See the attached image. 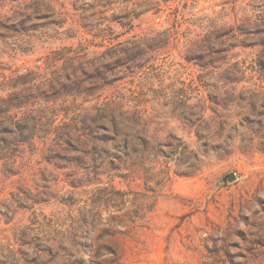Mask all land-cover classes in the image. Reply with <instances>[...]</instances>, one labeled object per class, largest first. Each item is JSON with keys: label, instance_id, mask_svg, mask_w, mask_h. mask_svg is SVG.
<instances>
[{"label": "rangeland", "instance_id": "obj_1", "mask_svg": "<svg viewBox=\"0 0 264 264\" xmlns=\"http://www.w3.org/2000/svg\"><path fill=\"white\" fill-rule=\"evenodd\" d=\"M121 22L133 30L110 42L86 31ZM154 31L172 36L130 44ZM79 43L99 60L146 51L110 59L99 85L83 76L90 95L60 92L72 135L0 159V264H264V0H0V96ZM114 97L125 148L110 122H79Z\"/></svg>", "mask_w": 264, "mask_h": 264}, {"label": "trees", "instance_id": "obj_2", "mask_svg": "<svg viewBox=\"0 0 264 264\" xmlns=\"http://www.w3.org/2000/svg\"><path fill=\"white\" fill-rule=\"evenodd\" d=\"M120 24L122 27H127V29L119 33H115L110 26L102 27V23L94 27L91 26L86 31L93 38H100V40H108L110 42L120 35L130 33L133 30L131 23L124 24L121 22ZM161 35L166 38L162 40L156 39ZM170 35V31H154L152 34L144 33L140 35L138 41H131L130 44L141 45L151 42L159 44L168 40L167 38L172 36ZM131 36L136 37L137 34H132ZM90 43L92 42L90 41ZM192 44L191 46H197L195 42H192ZM96 45L102 46L103 44ZM145 51L140 46L123 47L121 45L120 48L109 47L102 51L105 57L99 60V55H95L96 51H93L95 52L94 57L89 58L87 56L89 50L83 43H79L77 47L71 45L54 49L45 56V69L48 70L50 75L46 82H36L35 77L38 72L33 70L14 73L10 78L12 82L11 91L6 96H0V159H10L13 153L8 151L15 145H34L36 140L47 139L52 133L72 135L77 129L70 122L71 119H69L70 121L59 123L56 121L59 114L66 117L70 110L69 106L55 105L60 92L72 94L82 89L79 91L90 95V91L93 88H85L83 76L99 85L100 81L106 78L108 71L118 63L110 59H116L119 57L118 54H122V60L126 62L134 57H139ZM59 61L63 62L60 67L57 65ZM40 67V65L37 66V69H40ZM45 87H47L46 90ZM97 88L99 87H95V89ZM46 91H51L52 95L45 96L44 93ZM38 99L43 100L45 104L40 106L34 104ZM47 103L53 104L48 105ZM78 115L80 117L79 122L84 129H90L98 123L110 122L114 133V136L110 139L122 148L126 147V140L118 134V126L122 125L121 120L124 117L123 102L119 97L105 98ZM62 126H68V128L62 130ZM10 173L14 174L13 172Z\"/></svg>", "mask_w": 264, "mask_h": 264}, {"label": "water", "instance_id": "obj_3", "mask_svg": "<svg viewBox=\"0 0 264 264\" xmlns=\"http://www.w3.org/2000/svg\"><path fill=\"white\" fill-rule=\"evenodd\" d=\"M227 180L228 181H234L235 180V175L234 174H229V175H227Z\"/></svg>", "mask_w": 264, "mask_h": 264}]
</instances>
